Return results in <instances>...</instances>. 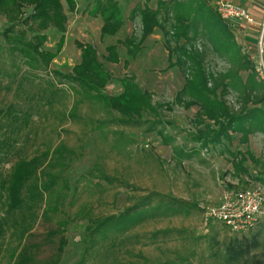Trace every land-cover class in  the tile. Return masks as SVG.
Wrapping results in <instances>:
<instances>
[{"label":"rangeland","instance_id":"374dc122","mask_svg":"<svg viewBox=\"0 0 264 264\" xmlns=\"http://www.w3.org/2000/svg\"><path fill=\"white\" fill-rule=\"evenodd\" d=\"M146 1L118 0L125 23L117 36L106 39L101 38V15L92 14L96 0H77L75 12H69L65 6L68 23L64 48L48 68L38 71L30 70L20 55L12 54L6 31L13 23L0 12V111H6L8 107L16 110V117L3 120L0 140L9 142L10 150L5 148L2 155L0 175L6 177L17 161L40 156L61 143L76 154L69 162V170L64 172L55 168V173L63 176L54 189L56 194L65 196L63 212L42 216L45 204L37 206L38 219L26 240L36 264L54 261L62 237L52 238L51 234L58 229L60 221L70 220L65 234L67 246L60 264H80L90 226L137 208L150 196L153 207L165 204L163 202L171 198L187 204L177 206L180 210L176 209L179 210L176 213L169 211L167 216L161 213V216L136 226L119 236L115 243L103 241L92 251L86 264H141L139 255L149 264H226L227 244L241 238L242 234L232 233L215 221L206 222L205 212L220 203L225 190L264 187L263 182L254 180L257 177L264 180L261 166L248 161L246 167L250 175L236 178L228 153L222 154L219 148L212 146L203 149L195 141L194 120L200 108L186 109L177 105L176 96L185 85L184 74L171 66L173 59L161 30H155L140 44L141 50L136 57L128 54L123 42L131 36L138 41L142 37L139 19L131 21L129 17ZM249 1L264 8V0ZM207 2L215 11L211 0ZM148 8L156 10L157 0H151ZM251 11L254 13V9ZM32 13V8H26L20 22ZM257 15L263 19L264 10ZM239 30H232V33L243 54L246 42L254 44L256 41H246ZM35 34L29 30L28 36ZM43 34L48 36L43 50L56 52V44L63 34L53 27ZM78 44L94 47L99 62L111 75L112 80L103 94L119 96L122 87L117 81L134 76L139 86L152 95L153 105L169 104L171 109L163 108L159 114H144L143 118L122 125L119 113L86 101L79 106L78 114L83 122L67 118L77 97L71 90V83L63 81L60 84L55 73L69 75L81 62ZM110 46L118 47L117 63L108 58ZM195 46L208 54V68L214 75L231 68L230 61L214 53L207 36H200ZM251 67L254 72L252 64ZM256 79L261 82L257 76ZM57 89L61 91L56 92ZM226 100L232 112H240L242 102L236 91L232 90ZM240 137L234 138L230 147L232 152L249 151L256 159L264 160V133L251 135L246 144L240 143ZM65 160L63 162L67 163L68 158ZM54 161L57 165L56 159ZM64 179L69 191L63 186ZM3 213L4 209L0 207V217ZM17 244L6 236L0 264L11 263L10 249Z\"/></svg>","mask_w":264,"mask_h":264},{"label":"trees","instance_id":"16d2710c","mask_svg":"<svg viewBox=\"0 0 264 264\" xmlns=\"http://www.w3.org/2000/svg\"><path fill=\"white\" fill-rule=\"evenodd\" d=\"M150 1L147 0L145 5L136 7L129 17L131 21L139 19L142 37L138 41L131 36L123 42L128 54L136 57L141 50L140 44L155 30H161L171 58L173 61L174 57L176 58L171 66L177 67L184 74L185 85L178 92L176 103L186 109L196 106L200 108L194 120L195 141L203 149L212 146L219 148L222 154L228 153L232 157L236 178L250 175L246 167L248 161L261 166L264 176V160L256 159L249 151L232 152L230 148L236 135L241 136L240 143L246 144L251 135L264 133V84L257 81L250 62L235 41L232 30L209 6L207 0H157L156 10L148 8ZM65 6L69 12H75L77 0H0V12L6 14L13 23L6 31V37L11 43L10 50L12 54L20 55L30 70L48 68L62 52L68 23ZM26 8H32L33 13L21 23ZM92 14L101 15L103 19L102 39L117 36L125 23L118 0H96ZM51 27L63 34L54 53L43 50L48 41V36L43 33ZM29 30L36 34L29 37ZM200 36H207L214 53L230 61L232 66L227 72L218 75L210 72L207 64L208 54L206 51H199L195 46ZM181 41L184 43L181 44ZM78 45L81 50V62L72 69V73H55L60 84H63V81L71 83V90L77 97L67 118L74 122H83L84 119L78 113L79 106L86 101L119 113L122 117L119 122L122 125H129L133 120L143 118L144 114H159V110L163 108L171 109L169 104L153 105L152 95L139 86L134 76H125L117 81L122 87L119 96L110 97L103 94V90L112 80L111 75L99 62L94 47ZM107 52L111 62L119 61L117 46L108 47ZM125 66H129L128 61ZM232 90L238 93V100L242 102L239 113L232 112L226 100ZM52 102L53 100L50 104ZM14 116L16 117V110L13 107L0 111V133L3 130V120ZM5 148L10 150L9 142L0 140V162ZM73 156L75 158V151L61 143L54 150L40 156L17 161L6 177L0 175V207L4 209L0 217V257L3 252V240L7 235L18 242L10 249V264H36L26 240L38 219L37 206L39 203L45 204L42 216L63 212L65 196L56 194L54 190L57 181L60 182L63 176L62 173H55V168L59 167L64 172L69 170V162L74 160ZM180 156L184 157L183 154ZM66 157L67 163L63 162ZM254 180L264 183L262 177ZM63 183L66 191H69L65 179ZM152 199L150 196L146 203H141L137 208L119 216L106 218L96 226H90L80 264H86L92 251L103 241L111 240L115 243L119 236L127 234L136 226L161 216V213L166 216L169 211L176 213L180 210L179 207V210H176L177 206L187 204L171 198L163 202L165 204L153 207ZM69 223V219L60 221L58 229L51 234L52 238L58 235L62 238L54 261L47 264H60L67 246L65 234ZM248 232L250 233H239L242 234L241 238H235L227 244L224 256L226 264H264V223ZM257 252L259 253L256 254ZM139 257L141 264H149L145 257Z\"/></svg>","mask_w":264,"mask_h":264},{"label":"built area","instance_id":"2783aa9c","mask_svg":"<svg viewBox=\"0 0 264 264\" xmlns=\"http://www.w3.org/2000/svg\"><path fill=\"white\" fill-rule=\"evenodd\" d=\"M216 13L228 27L237 31L244 25L255 31V43L246 42L243 54L253 65V70L264 84V18L256 19L248 8L227 0H211ZM206 222L215 221L238 234L264 223V187H240L225 190L217 206L205 212Z\"/></svg>","mask_w":264,"mask_h":264},{"label":"crops","instance_id":"0c3cea01","mask_svg":"<svg viewBox=\"0 0 264 264\" xmlns=\"http://www.w3.org/2000/svg\"><path fill=\"white\" fill-rule=\"evenodd\" d=\"M229 2H233V3H236V4H239V5H242L246 8H248V10L251 12V14L258 20H262L259 18V16L257 15V13L259 11H263L264 8L263 6L255 3V2H250L249 0H227ZM252 9H254V13L251 11ZM239 33L243 36L245 35V39L247 41L248 40H251V39H255L256 35H255V31L253 29H249L248 27L246 26H242L241 29L239 30Z\"/></svg>","mask_w":264,"mask_h":264}]
</instances>
